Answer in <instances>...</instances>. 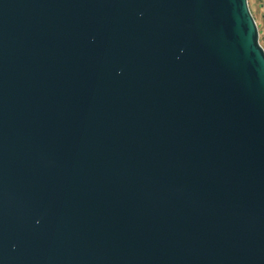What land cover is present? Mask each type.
Segmentation results:
<instances>
[{
	"label": "water",
	"instance_id": "obj_1",
	"mask_svg": "<svg viewBox=\"0 0 264 264\" xmlns=\"http://www.w3.org/2000/svg\"><path fill=\"white\" fill-rule=\"evenodd\" d=\"M0 264H264L248 0H0Z\"/></svg>",
	"mask_w": 264,
	"mask_h": 264
},
{
	"label": "rangeland",
	"instance_id": "obj_2",
	"mask_svg": "<svg viewBox=\"0 0 264 264\" xmlns=\"http://www.w3.org/2000/svg\"><path fill=\"white\" fill-rule=\"evenodd\" d=\"M248 7L258 28L259 42L264 47V0H248Z\"/></svg>",
	"mask_w": 264,
	"mask_h": 264
}]
</instances>
